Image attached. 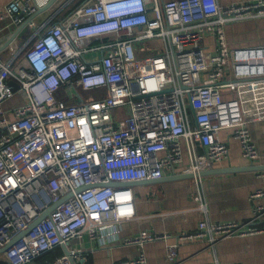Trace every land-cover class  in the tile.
I'll use <instances>...</instances> for the list:
<instances>
[{"label":"built area","instance_id":"2783aa9c","mask_svg":"<svg viewBox=\"0 0 264 264\" xmlns=\"http://www.w3.org/2000/svg\"><path fill=\"white\" fill-rule=\"evenodd\" d=\"M33 4L10 0L0 19L20 23ZM261 16L264 0L226 6L219 0H84L66 21L36 29L30 44H11V54L0 60L4 264H28L62 245L68 252L45 264H75L82 240L117 238L119 223L136 215L135 195L131 185L110 183L174 171L184 142L193 173L227 159L222 128L231 130L242 156L264 162L248 127L264 120V45L229 48L224 37L228 22ZM209 34L215 40L204 43ZM79 88L97 93L84 96ZM16 92L20 102L5 107ZM201 177L193 176L197 183ZM259 196L263 188L251 193ZM262 214L257 205L243 221L201 218L166 244V256L175 261L181 240L213 246L262 233ZM169 236L141 229L124 242L143 245ZM74 238L81 244L70 245ZM145 262L140 250L134 259L111 264Z\"/></svg>","mask_w":264,"mask_h":264},{"label":"crops","instance_id":"0c3cea01","mask_svg":"<svg viewBox=\"0 0 264 264\" xmlns=\"http://www.w3.org/2000/svg\"><path fill=\"white\" fill-rule=\"evenodd\" d=\"M8 1L10 0H0V11ZM83 1L34 0L33 11L20 23H13L8 17L0 19V46L11 34H15L0 51V60L11 54V44L15 43L18 47L25 42L30 44L36 37L33 35L36 29L41 30L54 23L66 21L73 9ZM242 1L249 0H219V3L226 6ZM224 37L229 48L264 45V16L228 22L224 25ZM215 38L214 34H209L204 37L203 42L208 43ZM148 42L144 44L146 48ZM20 94L16 92L14 97L7 101V107L18 104L22 99ZM58 96L62 97L61 90ZM248 127L260 156L264 157V120L251 121ZM218 135L227 142L229 155L227 159L214 163L211 167L251 163L242 156L239 142L232 137L229 128L220 129ZM183 147L185 150L182 162L174 171L165 172L162 181L131 185L135 195L136 215L119 223V236L103 243L82 240L75 264H111L113 261L131 260L136 258L140 250L146 256L145 264H264V232L227 237L217 241L213 246L207 245L206 241L199 238L181 240L175 261L167 258L166 244L171 242L176 234L194 230L201 218L213 222L243 221L249 219L255 207L260 205L263 214L258 224H264V196L251 197L254 189H264V169L219 172L202 176L198 183L193 177L167 179L179 173L189 172L190 158L185 142ZM197 149L200 151L201 147L197 146ZM200 200L205 211L199 208ZM141 229L166 231L170 236L167 239L146 241L143 245L124 242L125 238L137 234ZM81 243L75 238L70 241V245L73 246ZM57 250L64 252L62 246L55 252ZM42 261L43 258L38 257L28 264H42ZM0 264H4L3 252H0Z\"/></svg>","mask_w":264,"mask_h":264},{"label":"water","instance_id":"95a60500","mask_svg":"<svg viewBox=\"0 0 264 264\" xmlns=\"http://www.w3.org/2000/svg\"><path fill=\"white\" fill-rule=\"evenodd\" d=\"M15 34H11L7 40L5 41V43L3 45L0 46V51L3 50L6 45L11 41V39L14 37ZM11 84L13 85V88L16 89L18 87V84L15 82H11ZM264 169V163H250V164H245V165H237V166H228V167H220V168H215V167H209V168H205L200 170L197 173H193V172H186V173H179L176 175H173L172 177H168L167 179H178V178H185V177H193V176H206V175H211V174H215V173H219V172H235V171H245V170H262ZM166 179V178H164ZM163 178H151V179H144V180H135V181H128V182H121V183H110L112 185H117V184H123V185H135V184H141V183H154V182H159L162 181ZM64 198V197H63ZM62 198V199H63ZM59 201H57L56 203H58ZM55 203V204H56ZM51 205L49 206L38 218H36L35 220H33L31 223H29L27 225L26 228H24L23 230H21L14 238H12L8 243H10L13 239H15L16 237L20 236L21 234L25 233L33 224L34 222H36L40 217L47 215L50 211V209L55 205ZM6 247H0V252H3L4 248ZM63 250L65 253L68 252L67 246L66 245H62Z\"/></svg>","mask_w":264,"mask_h":264},{"label":"trees","instance_id":"16d2710c","mask_svg":"<svg viewBox=\"0 0 264 264\" xmlns=\"http://www.w3.org/2000/svg\"><path fill=\"white\" fill-rule=\"evenodd\" d=\"M59 248V246L55 247L54 249H50V250H46L44 252H42L41 254H39L37 257H35L34 259L38 258V257H42L44 261H42V264L47 263L48 261L54 259L55 257H57L58 255L61 254L60 251H56L55 250ZM47 255H49L48 257H46Z\"/></svg>","mask_w":264,"mask_h":264},{"label":"rangeland","instance_id":"374dc122","mask_svg":"<svg viewBox=\"0 0 264 264\" xmlns=\"http://www.w3.org/2000/svg\"><path fill=\"white\" fill-rule=\"evenodd\" d=\"M79 90V92L81 93V94H83L84 96H90V95H96V90L95 89H91V90H81L80 88L78 89ZM18 93H20V92H18ZM20 96H21V94H20ZM14 97V95L12 96V97H10L9 99H7L5 102H4V106L5 107H7V105H6V103H7V101L8 100H10V99H12ZM17 98H16V100L18 99V96H16Z\"/></svg>","mask_w":264,"mask_h":264}]
</instances>
